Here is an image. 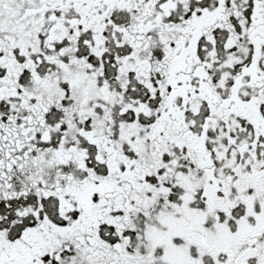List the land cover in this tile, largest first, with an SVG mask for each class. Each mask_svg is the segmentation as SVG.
<instances>
[{"label": "snow or ice", "instance_id": "snow-or-ice-1", "mask_svg": "<svg viewBox=\"0 0 264 264\" xmlns=\"http://www.w3.org/2000/svg\"><path fill=\"white\" fill-rule=\"evenodd\" d=\"M0 264H264V0H0Z\"/></svg>", "mask_w": 264, "mask_h": 264}]
</instances>
